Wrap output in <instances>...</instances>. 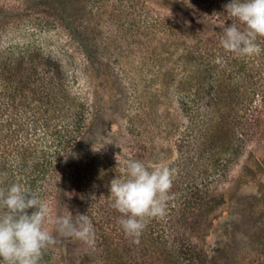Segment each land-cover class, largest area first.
I'll list each match as a JSON object with an SVG mask.
<instances>
[{"label": "trees", "instance_id": "1", "mask_svg": "<svg viewBox=\"0 0 264 264\" xmlns=\"http://www.w3.org/2000/svg\"><path fill=\"white\" fill-rule=\"evenodd\" d=\"M116 1L128 14L136 15L140 0ZM190 1L196 12L190 23L174 16L153 18L152 14L147 24H139L140 18L135 17L131 21L136 26L134 31H161L180 47L174 57L181 67L180 82L173 86L172 94L187 118L176 143L177 156L167 165L173 172V183L165 214L145 218L138 243L124 234L117 223L121 214L111 206L109 184L119 177L120 169L108 163L100 168V155L95 150L76 148L85 110L75 68L66 66L65 43L74 45L90 62L103 55L100 48L87 42L86 27L78 14L67 11L64 0H52L51 8L33 17L0 22V187L19 182L57 208L66 197L93 225L90 241L74 257L61 260L52 244L42 250L38 264L208 263L199 233L207 226L211 212L224 203L219 185L223 166L249 136L246 124L254 115L253 110L250 117L237 110L229 113L227 105L249 106L257 93L256 84L244 97L238 88L225 93V84H229L225 80L244 73L259 81L264 74V37L256 40L261 51L244 60L245 55L217 46L214 32L205 35L211 20L224 27L236 23L243 28L224 8L230 0ZM37 30L43 32L39 37L34 35ZM220 64L222 74L214 78L215 93H208L214 106L207 113L214 115L208 118L205 132L196 130L195 74L203 69L211 78ZM229 65L233 67L228 72ZM211 88L213 84L208 92ZM198 140L201 146L197 150ZM202 152L218 156L201 160ZM222 153H229L227 160L220 159ZM221 160L224 163L219 168ZM125 176L126 167L121 179Z\"/></svg>", "mask_w": 264, "mask_h": 264}, {"label": "rangeland", "instance_id": "2", "mask_svg": "<svg viewBox=\"0 0 264 264\" xmlns=\"http://www.w3.org/2000/svg\"><path fill=\"white\" fill-rule=\"evenodd\" d=\"M51 2L0 0V22L39 14L43 9L51 8ZM64 4L68 12L81 18L87 29V42L97 45L99 54H103L90 62L74 45L65 43L66 38L63 39L68 47L64 57L68 62L66 66L75 68L85 110V124L76 148L95 150L100 155V168L107 163L118 167L119 178H122L125 162L129 159L149 166L171 165L177 156L179 134L187 123L172 94L173 86L180 82L181 67L174 62L180 47L161 31H134L136 26L131 21L135 17L140 18L139 24H147L152 14L153 18L174 16L190 23L196 17L192 2L140 0L134 17L127 9L117 6L116 0H64ZM214 27L217 28L214 30ZM223 28L211 20L205 35L214 32L213 39L219 40L215 44L221 46ZM40 34L43 32L34 31L36 37ZM247 58L245 55L244 60ZM221 67L222 64L213 69L211 78H207L203 69L195 74L194 88L198 92L196 130L205 132L208 118L214 115V112L207 113L214 106L208 93H215L217 82L214 78L222 74ZM232 67L229 65L228 72ZM226 80L229 84H225V93L238 88L240 97L256 84L257 93L249 106L227 105L229 113L237 110L239 114L247 112L250 117L253 110L254 115L246 124L249 136L241 142L239 151L231 154V160H227L229 153L220 155V159L227 160L219 180L224 203L211 212L207 226L198 238L206 252L207 264H264V100L261 99L264 74L259 81L249 79L244 73ZM210 84L213 88L208 92ZM199 143L200 140L196 144L197 150ZM209 155L216 158L218 153L202 152L200 159ZM222 160L219 168L224 163ZM61 202L60 208L54 203L49 206L53 217L77 213L70 199L62 197ZM45 226L54 236L53 246L63 261L67 256L74 257L75 252L87 243L59 235L54 224Z\"/></svg>", "mask_w": 264, "mask_h": 264}, {"label": "clouds", "instance_id": "3", "mask_svg": "<svg viewBox=\"0 0 264 264\" xmlns=\"http://www.w3.org/2000/svg\"><path fill=\"white\" fill-rule=\"evenodd\" d=\"M224 8L243 28L236 23L224 27L221 46L236 54H258L261 48L256 43L257 37H264V0H230ZM125 167V178L111 179L109 196L111 206L121 214L118 225L138 243L145 218L165 214L173 172L165 165L148 167L132 159L125 162ZM46 224H54L63 237L86 242L93 234V225L86 213L77 211L75 215L53 217L49 205L19 182L0 187V261L3 264H38L42 250L55 243Z\"/></svg>", "mask_w": 264, "mask_h": 264}]
</instances>
